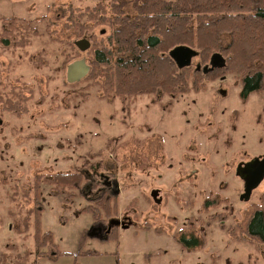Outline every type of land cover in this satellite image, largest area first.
<instances>
[{"label": "rangeland", "instance_id": "374dc122", "mask_svg": "<svg viewBox=\"0 0 264 264\" xmlns=\"http://www.w3.org/2000/svg\"><path fill=\"white\" fill-rule=\"evenodd\" d=\"M100 2L0 0V264H264V242L230 232L264 194L263 178L241 200L236 173L264 157V91L243 96L226 73L204 91L121 102L102 97L93 79L67 83V64L84 57L91 67L93 44L106 43ZM83 38L86 52L73 45ZM17 94L28 98L8 107ZM73 171L87 179L81 192L45 180ZM103 183L119 196L118 227L104 240L88 236L93 218L82 210ZM35 206L30 230H17ZM36 225L52 234L50 256L36 252Z\"/></svg>", "mask_w": 264, "mask_h": 264}, {"label": "trees", "instance_id": "16d2710c", "mask_svg": "<svg viewBox=\"0 0 264 264\" xmlns=\"http://www.w3.org/2000/svg\"><path fill=\"white\" fill-rule=\"evenodd\" d=\"M99 8L103 10L100 22L109 27V35L105 45L93 44L91 70L85 78L93 79L102 97L115 96L123 102L142 94L161 92L176 96L191 90L204 91L207 80L226 73L239 79L243 96L264 91V0H101L95 11ZM105 8L112 17L104 15ZM223 36L229 37L225 46ZM180 45L196 51L198 65L178 67L169 52ZM219 51L225 65L205 72L211 55ZM12 95L4 99L8 107L28 98L17 94L13 100ZM40 178L36 177V184ZM45 180L55 184L58 192L67 187L81 192L87 182L83 173L74 171L54 173ZM34 188L39 206L38 188ZM261 198L260 205L252 208L242 226H231V235L238 241L255 238L264 242V194ZM82 210L91 214L93 225L112 224L101 239L112 236L117 229L113 224L119 210L117 193L105 189L90 198ZM30 212L37 215L39 208L28 209L22 220L24 228L18 225L17 230H30ZM33 236L37 254L50 256L44 248L53 245L51 232H40L36 225ZM184 237L180 241L187 245L203 244L195 237Z\"/></svg>", "mask_w": 264, "mask_h": 264}, {"label": "water", "instance_id": "95a60500", "mask_svg": "<svg viewBox=\"0 0 264 264\" xmlns=\"http://www.w3.org/2000/svg\"><path fill=\"white\" fill-rule=\"evenodd\" d=\"M73 45L80 52H86L91 43L86 38L77 40ZM169 55L176 62L178 67L183 68L191 64V60L196 56V51L188 46H176L170 50ZM225 65L224 57L215 52L211 55L209 60V66L204 67V71L207 72L214 68H222ZM90 65L87 63L84 57L76 59L66 66L65 78L67 83L72 84L79 82L85 78L90 72ZM2 124V119L0 117V125ZM236 173L244 181L243 193L240 195V199L246 200L251 195L253 189H255L264 178V157L253 158L248 162L240 163L236 168ZM119 221H114L113 224H117ZM112 224H109L107 232H109ZM123 227H128L127 225H122ZM103 231L100 226L93 225L89 232L88 236L104 238L101 236Z\"/></svg>", "mask_w": 264, "mask_h": 264}, {"label": "flooded vegetation", "instance_id": "af4514ba", "mask_svg": "<svg viewBox=\"0 0 264 264\" xmlns=\"http://www.w3.org/2000/svg\"><path fill=\"white\" fill-rule=\"evenodd\" d=\"M113 184L111 185V184H105V183H103V187H102V189L100 190V192L101 191H103V190H105V189H107L110 193H112V194H115V193H117V191H116V189H113ZM118 194V193H117ZM100 226L101 227V229H102V231L104 232V231H107V229H108V227L107 226H104V225H102L101 223H98V224H96V226ZM121 225H123V224H121ZM181 236H183V234H180L179 235V237H181ZM184 238H186V237H184ZM191 238V237H190ZM187 239V238H186Z\"/></svg>", "mask_w": 264, "mask_h": 264}]
</instances>
